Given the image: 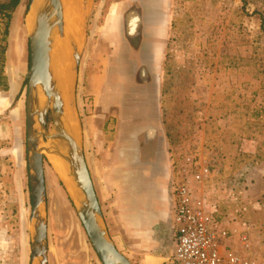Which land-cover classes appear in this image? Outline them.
Segmentation results:
<instances>
[{
    "label": "rangeland",
    "instance_id": "374dc122",
    "mask_svg": "<svg viewBox=\"0 0 264 264\" xmlns=\"http://www.w3.org/2000/svg\"><path fill=\"white\" fill-rule=\"evenodd\" d=\"M120 1L80 0L82 56L76 74L77 113H73L72 120L87 147V162L98 177L101 176V166H96L95 151L87 131L93 98L84 92L92 75L110 60L117 63L129 58L126 18L124 21L121 17L111 20L116 16L115 12L112 14V8L116 7L114 3ZM136 1L130 10L142 14V37L145 38L141 40V53L133 55L140 61L145 44H149L143 41L150 40L147 33L143 34L146 25L157 28V34H161L158 42L163 48L167 44L168 50L165 80H174L170 104L173 109L179 106V110L181 107L187 113L183 117H171V124L174 127L178 123L177 126L182 127V133H178L179 140L185 141L182 145L197 152L211 167L215 177L211 184L212 197L217 202L219 217L232 222H247L256 261L264 264V0ZM28 7L29 0H23L13 13L4 68L9 90H0V222L9 230L13 264H30L31 260L32 197L26 115L30 67L26 28ZM129 74L136 80L149 79L142 68ZM194 80H242L241 87L235 86L238 82L231 86L221 82L219 87L216 83L217 88L212 92L214 108L222 114L231 110L237 114L234 130L219 132L216 126L222 130L223 123L219 117L210 115L212 124L208 134L204 139L196 137L197 121L201 124L208 122V116L201 114V120L195 114L192 116L196 105L191 103L190 89ZM205 90V87L201 88L202 99ZM200 102L198 108H207V102ZM45 175L49 264H102L63 180L46 157ZM104 183L97 181L95 188L103 220L119 250L132 264H172L170 236L164 235L161 241H153L145 230L123 228L119 221L121 208L118 200L113 197L111 189L107 193ZM143 207L146 208V204ZM146 209H150V205Z\"/></svg>",
    "mask_w": 264,
    "mask_h": 264
},
{
    "label": "crops",
    "instance_id": "0c3cea01",
    "mask_svg": "<svg viewBox=\"0 0 264 264\" xmlns=\"http://www.w3.org/2000/svg\"><path fill=\"white\" fill-rule=\"evenodd\" d=\"M134 2L137 1L122 0L114 3L116 7L112 8V14L116 13V16L111 18L112 21L120 17L124 21L126 18L127 22L131 15L138 16L139 24L133 32L126 26L129 61L125 58L117 63L110 60L100 71L92 75L89 84L85 86L84 93L90 94L93 98L92 114L88 116L90 127L87 131L95 151L96 166H101V176H96L91 165L88 164V166H90L94 185L99 180L105 182L107 193H110L111 189L113 193L111 194L118 200L117 203L121 208L119 221L123 228L145 230L153 241H161L164 235H169L174 251L175 229L172 219L173 202L170 182L175 152L181 149L180 146L185 144V141L179 140L178 133H182V127L177 126L178 123L173 127L171 117H183L187 113L185 114V109L182 110L181 107L179 110V106L173 109L170 104V90L174 80H165L168 50L167 44L163 48L158 42L161 34H157V28L156 30L151 25H146L147 28L143 34L147 33L146 36L150 40L143 41L149 44H145L146 48L143 50L140 61L133 55L136 52L141 53V40L145 38L142 37V14L130 10ZM165 19H168V13ZM139 68L144 69L149 79L136 80L135 76H130V71H137ZM158 68L159 72H157ZM221 82L225 86L227 84L231 86L233 83L235 85L238 82L235 86L241 87L242 80L209 82L194 80V85L190 89L192 98L196 99L191 100L192 105H196L192 109V116L197 115L198 120L203 119L201 117L203 113L208 116V122L201 124L197 121L195 125L196 137L200 139H204L205 134H208L212 124L211 121L209 122L210 115L214 118L219 117L223 123L222 130L218 128V125L216 126L219 132L234 130L237 120L235 111L231 110L229 113L222 114L214 108L215 104H212L214 98L212 92L217 88L214 85L217 83L219 87ZM208 83L211 85L208 86ZM203 87L206 90L203 92L205 98L202 99L201 88ZM223 87L220 88L223 89ZM201 100L207 102V108H198ZM174 110L177 113L174 114L172 112ZM147 197L148 201H146ZM143 204L144 206L146 204V208L150 205V209L144 208ZM156 206L158 208L153 209ZM9 255L12 257L10 250Z\"/></svg>",
    "mask_w": 264,
    "mask_h": 264
},
{
    "label": "water",
    "instance_id": "95a60500",
    "mask_svg": "<svg viewBox=\"0 0 264 264\" xmlns=\"http://www.w3.org/2000/svg\"><path fill=\"white\" fill-rule=\"evenodd\" d=\"M29 14H32L30 26L27 24ZM26 28L30 48L26 98L27 157L32 197L30 264H49L45 175V157L48 158V154L61 158L70 168L75 185L81 190L79 199H74L68 193L102 264H132L118 249L103 220L82 137L73 126L72 116L74 112L77 113L76 74L82 49L81 41L66 27L63 0H29ZM66 34L70 42L67 73L71 77L61 86L52 62L53 49L55 37Z\"/></svg>",
    "mask_w": 264,
    "mask_h": 264
},
{
    "label": "built area",
    "instance_id": "2783aa9c",
    "mask_svg": "<svg viewBox=\"0 0 264 264\" xmlns=\"http://www.w3.org/2000/svg\"><path fill=\"white\" fill-rule=\"evenodd\" d=\"M211 167L182 147L172 165L170 191L175 233L172 264H258L247 222L219 217ZM7 226L0 222V264H12Z\"/></svg>",
    "mask_w": 264,
    "mask_h": 264
},
{
    "label": "bare ground",
    "instance_id": "6f19581e",
    "mask_svg": "<svg viewBox=\"0 0 264 264\" xmlns=\"http://www.w3.org/2000/svg\"><path fill=\"white\" fill-rule=\"evenodd\" d=\"M65 6V20L66 27L70 33L80 42L83 37V15L80 9V0H63ZM32 14L27 17L28 26L31 25ZM66 35H58L55 37L54 49H53V65L58 82L61 86H64L70 79L71 75H68V63L70 56V42ZM48 159L51 162L54 170L58 176L63 180L68 192L74 199H79L81 190L78 188L73 179L70 168L63 163L61 158L54 154H48Z\"/></svg>",
    "mask_w": 264,
    "mask_h": 264
},
{
    "label": "trees",
    "instance_id": "16d2710c",
    "mask_svg": "<svg viewBox=\"0 0 264 264\" xmlns=\"http://www.w3.org/2000/svg\"><path fill=\"white\" fill-rule=\"evenodd\" d=\"M22 1L23 0L0 1V90H9V81L4 70L6 62L5 54L7 50V38L10 33V25L12 22L13 13L19 7Z\"/></svg>",
    "mask_w": 264,
    "mask_h": 264
},
{
    "label": "flooded vegetation",
    "instance_id": "af4514ba",
    "mask_svg": "<svg viewBox=\"0 0 264 264\" xmlns=\"http://www.w3.org/2000/svg\"><path fill=\"white\" fill-rule=\"evenodd\" d=\"M132 17L129 18V20H127L126 26L128 27L129 31H134L135 28H137L139 21H138V16L135 14L131 15Z\"/></svg>",
    "mask_w": 264,
    "mask_h": 264
}]
</instances>
